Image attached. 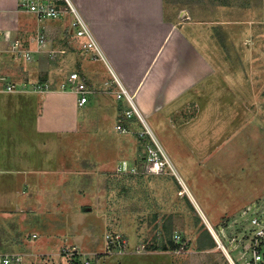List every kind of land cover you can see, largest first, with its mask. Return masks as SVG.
<instances>
[{"label":"crops","instance_id":"1","mask_svg":"<svg viewBox=\"0 0 264 264\" xmlns=\"http://www.w3.org/2000/svg\"><path fill=\"white\" fill-rule=\"evenodd\" d=\"M74 3L108 65L76 55L80 44L70 32L68 19L58 21L61 35L47 36V43L39 48L36 34L57 22L37 21L31 14L18 12L16 0H0V86L10 83L16 88L0 90V255L9 252L24 257L15 251L19 246L29 247L33 257L41 251L46 255L54 252L66 242L65 232L52 237L44 233L42 222L66 220L67 213L47 209L51 195L54 193L59 208L69 206L70 216L82 218L93 203L84 196L85 161L92 170L108 171L115 167L117 156L126 157L131 135L117 132L114 124L121 103L114 93L102 91L109 72L134 93L137 107L153 120L158 132L176 134L175 126L187 123L182 109L190 102L203 100L208 91H218L228 82L237 92L242 91L246 77L237 57L229 55L237 52L236 46L246 38L242 35L251 24H264V0ZM229 9L234 11L230 16ZM64 45L70 49L67 55L62 54ZM49 47L56 50L55 56ZM24 50L30 55L25 56ZM228 67L235 72H227ZM73 71L91 88L81 106L76 93L59 88ZM34 83H47L51 88L33 90ZM21 86L24 89L17 90ZM20 136L27 142L36 139L34 156L21 154ZM120 140L123 144L117 148ZM14 156L20 165L11 163ZM173 161L183 167L178 159L173 157ZM124 258L122 264L130 260L129 255Z\"/></svg>","mask_w":264,"mask_h":264},{"label":"rangeland","instance_id":"2","mask_svg":"<svg viewBox=\"0 0 264 264\" xmlns=\"http://www.w3.org/2000/svg\"><path fill=\"white\" fill-rule=\"evenodd\" d=\"M167 1L192 4L201 0ZM241 1L246 3L238 0ZM233 12L229 9V16ZM248 33L242 35L246 38L236 46L237 52L229 55L237 57L247 78L242 91L237 92L228 82L221 84L218 91H208L203 100L190 102L188 108L182 109L187 123L179 122L176 134L158 132L153 120L138 108L172 162V169L150 161L146 142L137 134H129L128 152L122 148L126 157L117 156L114 168L92 170L85 161L84 196L93 202L89 203L92 209L74 219L70 216L72 208H59L53 193L47 209L54 214L60 209L67 218L44 221L42 230L52 237L65 232L66 242L50 254L41 251L34 257L29 247L19 246L15 251L24 254L20 264H69L62 253L65 247L77 249V256L90 264H122L126 255L130 260L124 264H228L212 246L206 224L218 228L222 221L234 218L244 205L252 201L264 205V24H251ZM61 47L62 54L70 53L69 46ZM79 54L87 57L83 50L76 51L78 57ZM226 71L235 72L233 67ZM135 122L136 128H144L142 120L136 118ZM20 144L24 147L21 154L34 156L38 152L35 138ZM122 144L123 140L119 144L117 141V148ZM173 157L183 167L175 164ZM13 160V165H20L16 156ZM123 162L124 167L120 166ZM11 163L8 164L12 166ZM113 232L127 239L128 252L119 253L117 246L108 247L104 235ZM175 233L178 238H173ZM169 237L171 249L149 250L168 244ZM199 243L211 247L199 249Z\"/></svg>","mask_w":264,"mask_h":264},{"label":"built area","instance_id":"3","mask_svg":"<svg viewBox=\"0 0 264 264\" xmlns=\"http://www.w3.org/2000/svg\"><path fill=\"white\" fill-rule=\"evenodd\" d=\"M15 6L18 12L31 14L37 21L57 22L53 27H46L42 32L36 34L35 40L39 48L45 46L48 40L47 36H60L62 26L58 21L68 19L70 32L74 38L78 39L80 49L85 55L108 65L100 44L95 39L89 24L79 12L74 0H16ZM16 45L14 42L12 47L14 48ZM22 52L25 56L30 55L29 50ZM49 52L51 56L56 55V50L52 47H49ZM109 73L110 78L103 83L102 91L114 93L115 98L121 103V109L115 119L116 131L140 136L146 142L148 159L166 164L172 169V162L141 115L134 99V93L126 89L114 72ZM31 88L41 91L51 87L47 83H34ZM59 88L76 93L78 106L87 102V94L91 91V88L79 79V75L75 71L66 75L65 80L59 84ZM1 89L10 91L16 88L13 84L6 83L4 86H0ZM21 89H24V86L17 88V90ZM136 118L144 122L143 129L135 127ZM122 165L124 167V162ZM236 213L234 218L232 216L222 221L218 228H216L217 226L214 228L209 223L206 224L214 241V247L222 253L228 264H264V205L252 201L241 207ZM178 237V234H173V238ZM104 239L108 247L117 246L119 253H125L128 250L127 239L118 232L106 233ZM76 250L70 247L62 249V253L67 257L69 264H74V262L75 264H90L86 258L77 256L79 252ZM21 261L22 256L19 254L0 255V264H20Z\"/></svg>","mask_w":264,"mask_h":264},{"label":"trees","instance_id":"4","mask_svg":"<svg viewBox=\"0 0 264 264\" xmlns=\"http://www.w3.org/2000/svg\"><path fill=\"white\" fill-rule=\"evenodd\" d=\"M65 40H67V39H65ZM213 244H214V242L212 241V246H213ZM211 246H207V244H200L199 243V249H206V248H210ZM172 248V240L170 239V237H169V241H168V244H162V246H160V247H158V246H153V247H151V248H149V250H156V249H161V250H169V249H171Z\"/></svg>","mask_w":264,"mask_h":264}]
</instances>
